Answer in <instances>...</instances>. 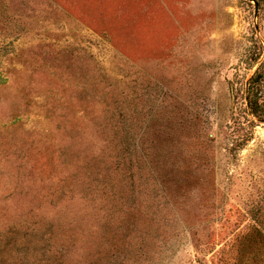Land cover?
<instances>
[{
  "label": "rangeland",
  "instance_id": "obj_1",
  "mask_svg": "<svg viewBox=\"0 0 264 264\" xmlns=\"http://www.w3.org/2000/svg\"><path fill=\"white\" fill-rule=\"evenodd\" d=\"M122 134L132 179L87 210ZM52 216L93 264H264V0H0V264Z\"/></svg>",
  "mask_w": 264,
  "mask_h": 264
},
{
  "label": "trees",
  "instance_id": "obj_2",
  "mask_svg": "<svg viewBox=\"0 0 264 264\" xmlns=\"http://www.w3.org/2000/svg\"><path fill=\"white\" fill-rule=\"evenodd\" d=\"M104 93L106 95V92ZM114 103L115 102L99 105L100 112L107 115V117L100 121V123L96 122L94 125L97 129L104 132L103 134L109 131L114 134L123 128V121L113 120L114 116H121L122 112L119 105L116 104L113 106ZM107 140L111 145L110 149L109 144L105 147L109 149V154L103 156V158L101 157L100 160H102V162L99 166H94L92 179L90 181L92 189L84 196L85 198L87 195L92 197L82 202L85 203V205L88 203L86 205L87 210L92 208L93 203L95 204L96 197H94V191H97L98 178H101V189L104 195L106 191L110 193L109 190L112 189L113 186H116L115 189H118L119 193L124 192L126 184L132 179V174L130 173V155L127 153L123 134L114 139H105L106 143ZM97 157H99V155L96 156V158ZM100 160L97 162L100 163ZM66 180L68 182L66 189H64V193L68 194L72 191L68 188L73 180V175L68 174ZM113 182H115V184ZM59 192V195L64 194L62 190ZM111 194H113V191ZM50 205L57 206V203L55 204V202H52ZM52 217L53 218L48 221H46L45 217H38V220L30 219L28 224L18 223V226H22L21 228L24 231L30 232V234L33 235H37L35 233H41V235H39L37 239L36 248H34L30 254L29 252L22 254V250L27 246L25 245L26 241L24 238L27 232L20 233L18 236L22 235L21 238L16 235L12 243L10 240H7L4 245V250L7 252L12 251L15 254L14 259L8 258L7 260H12V262L14 261L17 264H93L94 253L91 246L85 247V250L81 249L84 253L83 258L77 255L80 248L77 245L78 234L86 230L88 231V237H91L92 231L90 230L93 228L91 224L86 225L80 216L73 217L68 222L65 221L64 216ZM14 244H17L15 248ZM18 252L22 257L18 258ZM8 257H10V253Z\"/></svg>",
  "mask_w": 264,
  "mask_h": 264
}]
</instances>
